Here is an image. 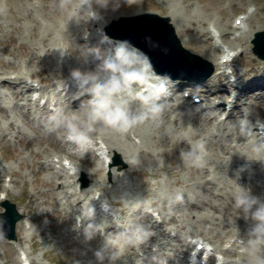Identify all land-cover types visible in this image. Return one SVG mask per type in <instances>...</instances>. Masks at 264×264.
I'll return each mask as SVG.
<instances>
[{
    "label": "rangeland",
    "instance_id": "374dc122",
    "mask_svg": "<svg viewBox=\"0 0 264 264\" xmlns=\"http://www.w3.org/2000/svg\"><path fill=\"white\" fill-rule=\"evenodd\" d=\"M24 1L27 3L31 2V0H7V1L0 0V46L7 53L12 52L13 54L22 53L25 45L28 47H30V45L37 46L40 49L38 52L40 53L41 57H44V55L49 56L50 53L46 50L45 47H42V43H41L42 37L40 38L38 32L40 30V26L42 27L41 33L45 36H47L49 31H56V17L60 14L62 7L59 4L55 3L54 0H44V2L38 6L37 10L35 11L36 14L42 15L48 20V22L43 27V24L40 21H38L37 18L33 17V19H30L29 15L25 14L26 6L25 7L23 6ZM180 1H184V2H182L177 7ZM211 1L210 0H93V2L97 4L100 10L104 11L107 14V16L111 14L113 16H116L120 13L122 14L133 13L136 10L135 8L137 6H143L144 7L143 9L148 8V9L160 11L162 13H166L168 12L167 9L165 8L166 3H173L175 5L176 17L177 18L181 17V21L184 23H189L190 20L192 19L191 16H194L195 17L194 19H197L198 16L204 14L208 16L210 14L211 8L217 9L216 15L219 17V14H222L219 8L222 9V7H220L219 3L217 4ZM255 1H257V5H259L258 13H257L258 17L260 15L264 17V0H255ZM35 2L38 3L39 1H35ZM245 2L251 3L253 2V0H242L243 4ZM141 10L142 9L140 8L138 11ZM5 12L7 13L4 14ZM79 12H80L79 10L75 11V13H79ZM258 17L255 18V23H258L257 20ZM261 22H264V18L263 20H261ZM61 23L63 24V28L65 32H67L70 36V39L67 40L68 44L77 49L76 52L71 50L74 58V64L72 65V67L74 68V70L77 68L78 71L76 70L75 71L77 73H81L80 77L88 78L89 81L94 82L95 78L98 77V72H99V69L93 68L94 63H96L97 60L101 62L102 57L100 55H102L103 53L96 51L92 52L91 50H86V49L82 50V48H79L78 44L76 43L79 41L78 40L76 41L71 34L72 33L71 26L67 20V16L62 15ZM56 37L58 40H60L61 35L56 34ZM19 38L22 39L21 40L22 43L18 42ZM203 43L205 42L203 41ZM57 62L61 64L66 61L64 59L62 61L58 60ZM33 63H34L33 66L35 68L36 66H40L41 64V62H39L38 60L33 61ZM33 66L31 67L33 68ZM37 72L40 74L39 69H37ZM250 74L254 76L260 75V74H256V72L253 71H251ZM10 83L14 86L17 82L11 81ZM24 86L25 85L22 82H20V85L14 86L13 91L17 98H21L22 95L21 94L17 95V93H15L16 92L15 90L17 89V87L22 88ZM121 102L129 107L132 106V104L129 103V101L127 100H121ZM17 109L11 111H14L16 114L19 115V110ZM22 111L23 109L20 112ZM194 113L195 112L190 111L191 118L194 117L193 115ZM39 119H40L39 122L41 124H47V120L44 117ZM144 119L145 117L143 118V120ZM143 120H140L139 121L140 123L137 124L138 132L142 126V123L144 122ZM151 120L153 121V118ZM77 121L75 122L77 123ZM86 121L87 118H84L82 123L85 124ZM75 122L72 123L76 124ZM164 122L165 123L160 125L161 127L153 126L151 127V130L147 134H141L142 143L140 145L136 144V146L140 148H137L138 150L137 152H135V154L139 156L141 153L142 155V156L140 155V157L137 160H135V165H134L135 168L134 172L137 173L139 184L141 185L140 190L143 189L144 192L147 193L148 195L151 194L154 197L153 199H156L158 203H160L161 205H163L162 200L165 199L168 201L167 198H173L175 195H178L179 201L176 204H172L171 210L174 211L173 213L179 215L185 211L190 210L188 205L190 204L189 202L190 199L192 201H194L192 198L196 200L201 199V195H202L201 181H204V178L202 177V170L209 168L210 170L208 169L209 170L208 176L214 177V181L208 185L209 187L208 192L206 189V193L205 192L203 193L204 199L207 203L209 202L213 207H217L220 210H223V208L225 207L228 214H224L222 211L220 212L217 209L214 210L218 211L219 213L218 218L222 222V224L219 227V229H221L220 232H224V235L227 236L226 230L223 229L224 223L237 222L234 213L230 212L226 208V205L228 203L231 204L230 203L231 200H227L225 198L228 193L231 192L233 193L232 189L234 188L233 183L235 180L233 177L231 178L229 173L231 167L230 154H227L228 152H226L223 147L225 143L229 144L230 137H226V135L222 132H220L218 135L215 134L212 135V130H211L212 128H208L206 130L209 131L204 132L198 127V125L187 123L186 128L181 126L178 127L176 131V134L178 135L177 140L182 139L183 136H188L192 138L193 145L191 146V149L193 148L197 149L198 155L196 157H193L194 155H196V151L189 152L188 154L189 150L186 152L185 149H182V153L178 154V152L174 148V146L175 147L177 146L176 141L174 144L173 143L165 144L162 141L165 136L169 135L168 137H170L172 128L175 126L174 123H170V122L168 123L167 117L165 118ZM202 123H203L202 125L204 126L205 122L202 121ZM25 131L28 134L27 136L33 137L32 139L31 138L29 139L30 146L26 144V142H28L26 137L20 139L19 138L6 139L7 145L4 146L2 154L5 157H9V156L16 157L7 161L10 164L16 161L15 166L17 168L13 170L12 173V177L16 181L15 182L14 180L12 181L13 185H11L10 187L11 189H9L8 191L9 194L12 196V197L10 196L11 199L15 200L19 206L21 205L22 211L27 213L23 215L31 217L30 232H26V231L24 232L22 229H19L18 236L20 239L23 240L24 247L27 249V251H29V253L33 257L34 264H78V263L79 264H118L115 260H112V258L109 256L108 252L110 250H106L102 248L106 246L102 245L101 241L99 240L94 241L93 243H89L85 247L79 246V248L77 247L76 242L74 243V236H72L71 232H68V229L71 228L72 224L68 219L69 214L67 212H69L72 209L73 204H71L70 201L71 199L74 200V198L76 200V196H74L73 198V196L64 195L62 197V205L65 206V208L59 209L56 206V201H57L56 199L57 198L60 199V196L55 198L56 194H53L54 193V191H52L53 187L50 189L49 186L51 184L53 186L59 187L60 179L57 180V183L55 185L53 181H50L51 182L50 183L47 180L50 176H46L47 174L46 172L40 174V173H36L35 170V168L37 167L35 166V163L37 162V157L41 155L37 156V153H35L34 149L39 151V149L46 146V144H50V146L42 149L43 153L44 150L45 151L50 150L51 152H53V151H57L58 149L55 147V144L51 143L49 140H47V142L42 141V136L39 134L38 129L34 125L28 124L25 127ZM127 140L133 144V141H131L129 137H127ZM3 143L4 141H2V144ZM15 143H19L17 152L8 146V145H15ZM254 147L255 144L253 143L252 140L249 144V149L252 150ZM134 149L136 148L133 147V150ZM242 150L246 153L249 152L248 148L243 147L242 149L237 150L236 153H240ZM61 151L64 150L61 149ZM43 153H38V154H43ZM55 157L58 159L55 160ZM53 158L50 159L62 163V159H63L62 156H54ZM185 160L187 161L189 160V162H185ZM18 161H19V166H18ZM119 162L121 163L122 167L127 166L126 163L122 164V161ZM222 163L224 167L220 168L219 166ZM45 167L51 170V168L53 169V164L49 165L46 163V165L41 166V168H45ZM140 167L145 169L146 173L144 175L140 172ZM218 167L219 169H221L220 171H217ZM7 169L12 170L11 168H7ZM147 170H149L151 173L154 171L159 172L156 174V176L160 175V177L157 178L158 179L157 182H151L149 184L148 180L156 179V178L152 177L150 174H148L147 176ZM113 172L115 171L113 170ZM113 172L112 171L105 172V187L110 188L112 186L111 180L109 178H113L114 176ZM90 173L91 174L94 173L92 169H90ZM98 174L99 173H97L96 175ZM101 178H103L102 175ZM177 179H179V181L181 179V182L179 183ZM2 181L3 178L0 179V188L3 187ZM36 181H38V185H35ZM92 183L94 182L90 181L88 186L90 187ZM73 186L75 187L74 184ZM80 187H84V186H80ZM94 188L96 187L90 188L88 194ZM247 188L248 187L246 183L244 190ZM132 194H133L132 192H125V191L118 192L114 187H112L111 192L107 193L106 196L110 199H114L112 195H116L118 196V198L121 197L124 198L126 204L133 205L136 203V201L134 200ZM43 195H45V197H44V202L42 203L41 201ZM236 197L239 199V202H243L241 195H236ZM77 198L80 199L81 197L80 196L78 197L77 195ZM84 199L87 201L90 200L87 197H85ZM85 200H83L81 203L79 202V204L77 203L76 206L85 205L84 207L85 209L86 208V203L84 202ZM76 202L78 201L76 200ZM97 204L98 203H96V205ZM178 206L181 207V209H179ZM88 208H89V204L87 205V210ZM95 209L97 210V208ZM243 210L246 216L249 219H252V217L246 213L245 207ZM61 211H63L65 215L67 214L68 217L66 219H64V216L62 215ZM130 211H131L130 209H127V212H121L119 207L116 208L115 214L117 221L120 223L124 221L129 224L141 225V223L135 219L136 215ZM25 222H27L26 226L24 225ZM28 222L29 220L23 219L22 227L26 228L28 226ZM94 223H95L94 221L89 222L90 225ZM18 224L21 226L19 222ZM229 226L230 223L228 224V227ZM209 234L216 243L215 247H220L221 245L219 242L221 236H217L215 232H210ZM85 238L87 240H90L88 234L85 236ZM107 239L114 240L110 236L107 237ZM223 248L224 247L221 246L222 251L224 252L228 251V248H224L225 250ZM261 250H262L261 252L264 254V249L262 248ZM0 253L2 258L3 259L5 258L6 260L5 262L3 260L4 263L1 261L0 264H17L16 256L13 258V252L7 251L4 244L0 245ZM10 257L12 258L11 260H9ZM130 257L132 258V255H130ZM137 260H141L142 263L144 264H149L148 261H143L141 257L140 259ZM170 260H172V258H170ZM246 262L245 264H247ZM254 262L255 259H253V254L250 253L249 264H254Z\"/></svg>",
    "mask_w": 264,
    "mask_h": 264
},
{
    "label": "bare ground",
    "instance_id": "6f19581e",
    "mask_svg": "<svg viewBox=\"0 0 264 264\" xmlns=\"http://www.w3.org/2000/svg\"><path fill=\"white\" fill-rule=\"evenodd\" d=\"M247 17H248V14L243 18V22L244 23H248L249 24V20L247 19ZM247 26V25H246ZM213 36V35H212ZM195 43L196 44H199V45H202V46H204V48H207V46H206V43H203V41H200V40H195ZM150 46V45H149ZM151 47V46H150ZM223 51H225V49H223ZM220 62H224L223 60H221ZM94 68V67H93ZM255 70V71H254ZM251 71H253V72H259V74L260 75H256L257 76V78H259V77H261V76H263V74L261 73V70H259V68H257V67H255L254 69H253V67H252V69H251ZM101 73V75H104L105 77H108L107 76V72H106V69H104L103 71H101L100 72ZM226 79L225 80H223L224 82H218L217 81V84L219 83V84H222L223 85V88L225 89V90H227L225 87L226 86H229V83H231V85H233V82H231L227 77H225ZM12 81H16L17 83L14 85V86H18V85H20V82H22L25 86L24 87H22V89H28V90H30V86H28V84L23 80V79H21L20 77H18V76H15V78L12 80ZM253 81V80H252ZM11 82V81H10ZM259 82V81H258ZM246 83H249V81H247ZM254 84L256 83V82H253ZM257 84V83H256ZM260 84H262L263 85V83L262 82H260ZM236 85H238V84H236ZM242 87H244V86H242ZM244 88H246L247 90L249 89V88H247V87H244ZM199 89H201V91L202 92H204V95H205V99L207 100V101H209V102H211L213 99H214V97H213V95L212 94H209V88H207L206 86H201ZM16 92L15 93H17V95H19V94H21L20 93V91L18 90V89H16L15 90ZM215 94H219V95H222V94H224V95H226V93L225 92H223L222 93V91L221 92H219V91H216L215 92ZM261 96L263 97L264 96V94L262 93L261 94ZM130 103V102H129ZM219 104H221V103H219ZM2 110H5L4 108H2ZM84 111V107L83 106H79L78 107V109L77 110H73V111H71L70 113H69V115H67L66 117H64V118H62L60 121H58V126L60 127V128H68L69 127V125H70V123L72 122V118H71V116L72 115H76V116H78V115H80L82 112ZM194 117H196V115H194ZM197 117H199L200 119H202L203 120V122H205V123H207V119H208V117H206V116H204L203 114H197ZM140 120H143V118L141 117L140 118ZM151 119H149V118H147V116L145 117V119L143 120L144 122L142 123V126H141V128L139 129V132L137 131V125L136 126H134V128L132 129V132L139 138V142H137V141H135V139L131 136V134L129 133V132H122V131H120L118 128H115V127H113V126H110V125H106V126H103V120L102 119H100V120H98V122H97V125L98 126H96V130L95 131H93L94 133H97L98 135L97 136H101L102 137V140L104 141V143H105V147L102 149V153L105 155V156H107V157H109V155H110V152H111V150L112 151H114V150H118V151H120L121 153H122V155H123V158L126 160V161H128V162H133V161H135L136 159H137V155L135 154V152H137V148H140V147H138V146H136V144L137 145H140L141 143H142V138H141V134H147L150 130H151V127H158V126H160L161 124H163V123H165L164 122V118L162 117V116H157L156 117V120H154V121H150ZM168 120V119H167ZM179 120H180V118L177 116V118L175 119V121L173 122L174 124H177V123H179ZM169 123V122H168ZM167 125V124H166ZM183 125V124H182ZM165 126V125H164ZM161 127V126H160ZM168 127V126H167ZM168 129V128H167ZM166 131V130H165ZM162 132V131H161ZM93 133V134H94ZM168 134H169V132H168ZM162 135V134H161ZM164 135V134H163ZM167 135V134H166ZM93 136H95V135H93ZM169 136V135H168ZM168 136H165L164 138H163V142L166 144V143H175V141L176 140H173L172 138H170V137H168ZM127 137H129L130 139H131V141H133V144L131 143V142H129L128 140H127ZM162 138V137H161ZM54 139V138H53ZM177 143V146L175 147L174 146V148L176 149V151L178 152V154H181V151H182V149H184L185 147H186V144H183V143H178V142H176ZM133 147H135L136 149H134L133 150ZM63 150L66 152V150H65V148H63ZM184 152V151H183ZM141 154V153H140ZM136 155V156H135ZM142 156V155H141ZM53 158V157H52ZM54 159V158H53ZM56 159H58V158H56L55 157V160ZM52 159H50V158H48L47 160H46V163L47 164H49V165H52L53 163H52ZM99 162H101L102 164H104V162H105V157H101V158H99V160H98ZM54 162H56V161H54ZM64 163V160L62 159V164ZM65 164V163H64ZM132 166V164H130L129 165V167H131ZM65 167H66V165H65ZM99 167H103L101 164H98V165H96L92 170H93V172L95 173L96 171H98V172H100L99 170ZM66 170H68L67 169V167H66ZM230 171V170H229ZM231 174L232 175H234V172H231ZM52 176H58V179H60V185H59V187H56V188H58V189H65V192L67 193V190H66V188H65V184L62 182V178L65 176V174L64 173H61L60 172V174H57V173H52V175H51V177ZM102 177H103V175H102ZM125 175L123 174V173H117V180L118 181H121V180H124L125 179ZM235 183H238V184H240L241 186H243L244 185V187L246 186V183L247 182H245L244 180H242V181H235ZM99 184H101V182L99 183ZM73 186V185H72ZM87 186V185H86ZM53 188H55V186H53ZM53 188H52V191H53ZM75 188V187H74ZM74 191L76 192V193H81L82 195H84V196H86V195H88V192L90 191V188L89 187H80L78 190H77V188L76 189H74ZM75 192H72V195L73 194H75ZM79 197V196H78ZM89 197H90V195H89ZM92 200H94V202H96L97 201V196L96 195H92ZM90 199V198H89ZM85 200V199H84ZM79 204V203H78ZM89 204V203H88ZM87 204V205H88ZM80 206V205H79ZM106 206H108L109 208H108V211L109 210H111L112 209V207H111V205H108V203H107V205ZM99 208V206H98V204H97V206H95V208ZM244 207H245V211H246V213L248 214V215H250V211H253L255 208H253V207H251V206H249V205H247V204H244ZM251 216V215H250ZM21 225L23 224V219H21V220H19L18 221ZM159 224H161V223H156V222H153V221H150L149 222V226L150 227H153V228H155V227H157ZM24 225L26 226L27 225V222H25L24 223ZM91 231L92 232H94L95 230L92 228L91 229ZM120 233H123V231H120ZM238 233H239V231H238ZM217 236H220V234H218V233H215ZM220 238V237H219ZM185 241V240H184ZM186 242V241H185ZM7 243H10L9 241L7 242ZM187 243V242H186ZM217 249H220L221 250V246L220 247H216ZM224 249V248H223ZM225 250V249H224Z\"/></svg>",
    "mask_w": 264,
    "mask_h": 264
},
{
    "label": "water",
    "instance_id": "95a60500",
    "mask_svg": "<svg viewBox=\"0 0 264 264\" xmlns=\"http://www.w3.org/2000/svg\"><path fill=\"white\" fill-rule=\"evenodd\" d=\"M9 211V212H8ZM3 214H5L6 216H7V218H8V221H9V223H10V225H13V223H14V220H15V218H16V216L17 215H14V214H10V209H8L6 212H4ZM0 224L3 222V219L0 217ZM14 235V233H13V231L10 233V236H13Z\"/></svg>",
    "mask_w": 264,
    "mask_h": 264
}]
</instances>
